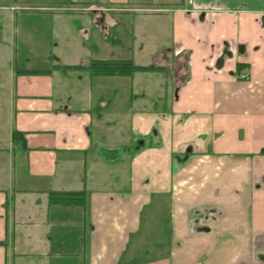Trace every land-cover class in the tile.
<instances>
[{
  "label": "crops",
  "instance_id": "0c3cea01",
  "mask_svg": "<svg viewBox=\"0 0 264 264\" xmlns=\"http://www.w3.org/2000/svg\"><path fill=\"white\" fill-rule=\"evenodd\" d=\"M59 4L0 32V264H264V0Z\"/></svg>",
  "mask_w": 264,
  "mask_h": 264
},
{
  "label": "rangeland",
  "instance_id": "374dc122",
  "mask_svg": "<svg viewBox=\"0 0 264 264\" xmlns=\"http://www.w3.org/2000/svg\"><path fill=\"white\" fill-rule=\"evenodd\" d=\"M63 0H0V32L1 28L9 26L11 13L18 17V27H23L28 30L34 22L41 23V28L46 31V24H42V20L33 17L34 14L45 13L46 11H60L65 9L68 4L63 6L59 4ZM14 7L15 12L9 11ZM166 37L169 35L165 34ZM33 60V59H32ZM4 65V64H3ZM2 65L0 64V67ZM6 71L8 67H1ZM10 78H0V187H6L9 180H12L14 175L13 164L11 161L12 151L7 145L10 142L9 135V104H10ZM7 183V184H6ZM12 187V185H10ZM13 200L10 201V206L13 205Z\"/></svg>",
  "mask_w": 264,
  "mask_h": 264
},
{
  "label": "trees",
  "instance_id": "16d2710c",
  "mask_svg": "<svg viewBox=\"0 0 264 264\" xmlns=\"http://www.w3.org/2000/svg\"><path fill=\"white\" fill-rule=\"evenodd\" d=\"M152 67H137L128 61L93 62L90 70L100 75H132L136 71L149 70ZM17 132L13 138L16 139ZM86 195L84 193H51L50 202L52 204H83Z\"/></svg>",
  "mask_w": 264,
  "mask_h": 264
}]
</instances>
